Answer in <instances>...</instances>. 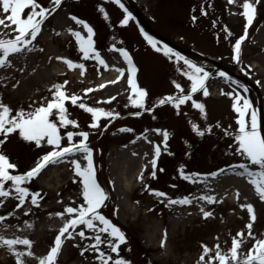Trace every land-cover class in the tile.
I'll return each instance as SVG.
<instances>
[{
    "label": "rangeland",
    "instance_id": "rangeland-1",
    "mask_svg": "<svg viewBox=\"0 0 264 264\" xmlns=\"http://www.w3.org/2000/svg\"><path fill=\"white\" fill-rule=\"evenodd\" d=\"M130 1L135 4L154 31L161 33L182 48L200 51L202 54L217 58L221 64L249 81H243L203 56L184 52L157 38L214 73L206 81L208 94L205 95L203 90H199L189 101L182 103L179 110L171 103L156 105L153 112H146L135 105L125 107L128 102L127 90L131 86L126 83L128 66L127 61L119 52L120 47L127 48L131 53L137 66L136 79L149 91L145 107H151L155 101L166 94H179L172 83L173 80L179 81L185 91H190V80L178 70V62L169 60L164 53L160 52L159 45L153 48L147 42L140 31V24L137 21L139 18L128 0H122L133 13L127 25L122 26L118 23L124 13L119 5L115 4V0H63L62 6L49 16L42 26L49 32L59 26L66 27L67 30L75 28L86 35L87 30L76 24L72 15L87 19L96 30L95 46L109 65L108 67L100 65L97 69L93 66L89 68L90 64L85 63L86 69L82 71L85 76H88L89 84L85 87L68 84L65 88L69 94L72 92L82 94L83 102L113 108L120 111L121 116L112 120L107 128L102 125L108 123L109 118H102L99 128H91L90 113L81 109L79 104L73 105L71 101L65 103L71 113L70 118L79 121V128L68 126V130L90 131L89 141L94 149L97 179L108 192L103 211L114 223L125 230L128 236V240L120 246V255L131 260L133 264H197L202 251V242L210 247H214L217 242L222 247H228L231 244V235L245 228L249 217L246 209L239 207V203H254L257 211L254 231L258 235L264 234V201L259 200L254 186L247 177L238 174L241 169L233 171L230 167H226V165L236 163L240 157L234 151L236 146L234 139L225 135V129L228 132L238 130L236 120L238 113L231 106L233 97L226 94L228 91L246 95L257 113L260 101L264 115V0L258 5L257 16L253 24L249 26L248 36L242 42L239 62L233 59V45L235 38L243 34L246 23L242 16V0ZM101 4L109 12L110 20L105 19L100 11ZM201 8H206L207 14H203L200 11ZM193 15L197 17L195 22L191 18ZM0 20L4 21L0 24V36L14 35L11 29L15 28V25L7 19V14L2 9H0ZM5 25L8 27L6 28ZM229 29L231 36L228 35ZM55 39L66 41L71 47V50L67 49L70 56L81 61L83 55L71 32L67 40L54 36ZM35 42L37 52L31 53L30 49L28 52L22 51L21 56L16 53L13 57L15 60L0 65V100L14 109L30 108L32 105L44 103L45 99L51 98V84L45 81H39L37 84L26 86L25 90L22 89V83H25L24 78L33 72L41 57L43 41L38 38ZM113 43L117 45L115 49L111 47ZM86 59L95 61L91 56ZM179 63L183 64L182 61ZM119 69H124V73L121 74ZM95 70V77L92 78L91 71ZM111 71L114 73L111 74ZM221 71L227 72L233 78L232 81L217 74ZM118 75L120 76L116 84L118 86L106 84L102 88L94 87L104 84L105 81L116 80L114 77ZM237 80L240 81V85L235 83ZM242 85L247 86V92L243 91ZM89 87L93 88V91L82 93L84 88ZM15 92L20 93L18 98ZM108 96H114L115 100L101 99ZM193 100L203 103L205 109L202 111L196 108ZM134 111H140L141 115L133 116ZM192 123H197L204 128L210 124L212 131L200 135L192 128ZM156 128L167 129L169 139L167 141L168 150L161 151L157 167L153 169L151 161L155 144L159 143L163 148V135L155 132ZM125 129H130V131ZM64 130L61 129L62 133ZM2 138L0 136V139ZM74 139H80V137L76 136ZM64 140H67L66 137ZM130 141L133 142L134 148L138 149L141 156L148 153L149 167L142 174L143 179L140 178L141 181L145 179L141 185H134L128 194L120 191L117 193L113 185L112 170L114 165L124 161V154L119 153L121 149L124 152L127 151L123 147ZM43 145L37 146L34 142L26 144V141L18 134H9V139L0 145V150L8 154L14 162L18 161L19 168L12 171L19 172L29 169L32 158L39 154ZM13 154L15 158L11 157ZM181 164L185 166L186 172L192 174L210 173L218 168H222L223 171L215 177L206 176L201 179L198 175H193L191 179H185L179 176ZM153 170L157 173L155 177L149 174ZM70 174L71 176L68 175L55 182L54 193L58 199L68 197L70 201L76 202L82 199L80 196L81 183L79 179L72 177V173ZM77 175L74 172V176ZM125 182L126 186L131 183L129 179H125ZM43 183L46 182L38 176L27 182L33 191H40L41 187L50 188L51 183ZM151 188L166 192L168 196H158L150 191ZM215 189L225 192L221 197H216L215 194L218 195L219 192H215ZM237 189L239 198L236 195ZM185 195L189 196L191 203H169V197L176 198ZM205 195H213L216 200L205 201L203 199ZM123 204H125L124 210ZM126 207L130 208L129 212H125ZM201 209L209 210L213 215L204 217ZM28 217L25 215L21 220H28ZM40 220L39 217L33 218L29 226L39 229ZM165 230L166 239L162 245L161 240L165 238ZM55 235L43 236L36 232L29 237L34 241L33 251L36 255L26 256L28 264H38V257L46 254L50 249ZM18 247L24 246L18 245ZM81 247L87 248V245L78 235L75 239L66 237L58 254L57 264H97L93 260L95 255L93 251L89 249L82 254ZM248 247H250V242L242 246V251H246ZM0 264H16L14 255L8 250H0ZM109 264H114V262H109Z\"/></svg>",
    "mask_w": 264,
    "mask_h": 264
},
{
    "label": "snow or ice",
    "instance_id": "snow-or-ice-1",
    "mask_svg": "<svg viewBox=\"0 0 264 264\" xmlns=\"http://www.w3.org/2000/svg\"><path fill=\"white\" fill-rule=\"evenodd\" d=\"M262 0H242V16L245 18L243 34L235 38L233 45V59L239 62L241 60L242 42L248 36L249 26L253 24L258 12V5ZM63 0H0V9L7 14V19L11 21L15 28L11 29L14 35L0 36V65L6 62L11 63L9 59L10 54H16L22 51L29 50L34 42L38 39V35L42 31V26L46 19L55 13L58 8L62 6ZM115 4L123 10V16L118 20L120 25H127L132 18L133 13L125 6L122 0H115ZM100 11L105 19L110 20L109 12L100 5ZM203 14H207L206 8H201ZM69 15H72L69 13ZM76 24L81 25L87 30L85 35L83 32L75 28H69L78 43L80 52L84 58L94 57L98 65L108 67L104 57L101 55L100 50L95 46L96 40L94 36L96 30L94 26L87 20L78 15H72ZM192 20H197L196 15H193ZM4 21L0 20V24ZM7 28L8 25H5ZM227 27V26H225ZM147 42L169 59L177 61L178 70L183 73L185 77L190 80V91H185L184 86L177 80H173L175 89L179 94H166L161 97L151 107H145L149 91L147 88L141 86L136 79L135 73L137 66L134 63L133 57L129 50L125 47H120L119 52L123 55V59L127 61V83L131 86L128 89V102L125 105H135L146 112H153L156 105H164L171 103L177 110L180 109L182 103L189 101L193 94L199 90H203L204 94H208L206 81L214 73L207 70L205 66L184 56L169 44L159 41L155 36L149 34L143 28L140 29ZM228 35L231 36V30H228ZM113 49L117 47L116 43L111 45ZM62 61H66L68 68H75L77 64L81 70L86 69L85 63L76 61L68 57H57ZM182 61L181 65L179 62ZM116 67V65H112ZM249 67H251L249 65ZM121 74L124 69H119ZM83 74V71H82ZM218 75L225 77L227 80L232 81V77L227 72H219ZM120 76L116 77L119 80ZM105 81L104 83H108ZM69 83L68 80L55 83L51 85V98L45 99L44 103L32 105L30 108L20 107L14 109L8 103L0 100V145H3L9 139V134H18L20 138L27 142H34L35 145L47 144L52 146L51 150L44 151L34 167L29 168L27 171L14 172L19 168L17 162L10 159L9 155L3 150H0V205L5 203L2 198L14 197L16 201L15 208L20 209L25 205V211L30 212L31 208L26 206V199H30L31 205H39L43 199L39 192L33 191L27 182L33 177L37 176L40 171L48 164L58 162L60 160H69L77 153L83 155L85 164L81 163V159L71 158L70 167L78 174L74 179H79L81 183L80 196L82 200L76 206L68 204L65 210L57 213L60 216H66L62 226L59 228L57 234L54 236L50 249L46 254L38 257V264H57L58 254L61 251L62 245L66 237L75 239L78 235L81 240H84L87 248L81 247L80 251L83 254L85 251L91 249L95 254L93 260L97 264H133V262L123 255H120L121 245L128 240V236L120 226L113 222V220L104 213L103 206L105 205L108 197V192L101 185L97 179V172L94 164L93 152L94 149L90 144L89 136L90 131L80 129L78 132L68 130V126H76L79 128L78 119L70 118L66 101H71L73 105L79 104L81 109L91 114L90 126L91 128H99L101 126L102 118H109L108 123L103 124L107 128L112 120L121 116L122 113L113 108L104 106H94L87 102H83L82 94L78 95L76 92L68 93L65 85ZM240 85V81H235ZM259 83V81H257ZM104 84L95 85L94 87L102 88ZM243 91L247 92V86L242 85ZM93 88H84L82 93H89ZM223 91V90H222ZM228 96L233 97L232 108L238 115L236 120L238 122V130L228 132L225 129V135L234 139V151L239 154L240 159L233 165H226L233 171L241 169L239 175L247 177L250 183L254 186L255 192L260 201H264V132L261 130V122L258 118L256 108L253 107L252 102L246 95L240 92L233 93L228 91ZM44 99V98H42ZM86 99V98H84ZM107 101L115 100L114 96H108ZM242 101V102H241ZM194 106L202 111L205 105L198 100L192 101ZM133 116H140V111L132 112ZM192 128L204 135L206 132L212 131V125L207 128L201 127L197 123H192ZM61 129H65L62 133ZM129 130L130 129H125ZM155 132L162 133L163 135V148L162 145L155 144L154 155L152 157L153 169L157 167L158 158L161 151H167V141L169 139V132L167 129L156 128ZM143 135V133L141 134ZM79 136L80 139H74ZM64 137L67 143H64ZM185 166L180 165L179 176L185 179H191L193 175H198L201 179L206 176L215 177L222 168H218L210 173H189L184 170ZM151 176H156V171L153 170L149 173ZM141 179L143 175L141 174ZM148 187V185H145ZM151 192L158 196L166 197L168 193L163 192L157 188H151ZM237 198H239V190H236ZM73 199H75L73 197ZM205 201H215L216 197L213 195L203 196ZM191 203L189 196L172 198L169 197V203ZM241 209H246L248 220L245 228H241L234 235H231V244L228 247H222L217 242L214 247H210L207 243L202 242V251L198 258L197 264H264V234H257L254 231V222L257 220V211L254 203H239ZM204 217L213 215L209 210L201 209ZM13 213L8 211L0 214V222H4L6 217H12ZM30 221H25L24 224H30ZM4 228L11 227V225L4 223ZM23 225L17 224L16 227ZM91 237V239H88ZM166 239L161 240L163 245ZM250 242V247L246 251H242V246ZM34 241L28 236L23 235H6L0 234V245H3L7 250L14 255L16 264H28L26 256H35L33 251ZM23 245L24 247H18ZM106 245V247H105ZM112 254H116L113 256Z\"/></svg>",
    "mask_w": 264,
    "mask_h": 264
},
{
    "label": "bare ground",
    "instance_id": "bare-ground-1",
    "mask_svg": "<svg viewBox=\"0 0 264 264\" xmlns=\"http://www.w3.org/2000/svg\"><path fill=\"white\" fill-rule=\"evenodd\" d=\"M52 31H47L46 28H42L41 33L38 35V38L43 41V49L41 50V57L38 61V65L34 67L33 72L24 78V84L22 83V89H26V86L37 84L39 81H45L47 84H55L58 82H62L64 80H68V84H72L74 86H86L89 84L88 76H85L82 74V70L79 68V65L75 68H68L66 61H62L60 59H57V57H68L70 59L76 60L74 57L72 58L67 51V49L71 50V47L69 44H67L66 41L61 40H54V36L60 39L67 40L69 38V31L66 27L59 26L56 29H51ZM36 42L33 44V46L30 48L31 53L37 52L35 51L36 48ZM26 50V52L30 51ZM39 52V51H38ZM23 53V52H22ZM21 52L18 53L19 56L22 54ZM16 54H11L10 60H15L13 58ZM34 55V54H33ZM199 56V55H198ZM84 63L90 64L88 67L93 66L94 68H99L100 65H98L97 62L86 59L84 57H81L80 59ZM90 73V71H89ZM114 72L111 71V74ZM96 70L91 71V77H95ZM116 78V77H114ZM93 82V79H92ZM118 82L117 80L109 81L108 85L112 84L115 86ZM127 83V79H126ZM65 85L66 86H68ZM104 83V85H106ZM128 84V83H127ZM19 92H15L16 98L19 96ZM37 103L36 105H38ZM64 143H67V140L63 141ZM26 144H30V142L26 141ZM52 146H46L43 145L42 150H40L38 155H35L34 158H32L31 164L29 165V168L34 167L35 163L38 161V159L41 157L44 151L51 150ZM126 149L127 151L124 152L120 151L119 154H124V161L122 163H118L113 166L112 170V180L113 185L115 187V190L117 193L120 191L124 194H128L134 185H141L144 181L140 179L141 174L145 173L148 169V162L150 160V157L148 153H144L143 156L139 154L138 149L136 150L134 148L133 142L130 141L127 144L124 145L123 149ZM26 150L24 151V153ZM119 152V150H118ZM127 153V155H126ZM126 155V156H125ZM11 157L15 158L14 154L11 155ZM71 158H78L81 159V163L85 164L86 160H84L83 155L80 153H77L74 157ZM70 159L69 160H60L58 162H53L48 165H46L40 173L37 175L39 178H41L42 181L46 183H51L50 188L41 187L39 192L40 196L43 197L41 200V203L39 205H31L30 199H26V206L28 208H31L30 212L25 211V205H22L20 209L15 208V203L18 202L15 200L14 197H7L5 200L6 205L0 206V214H4L5 212H12V217H6V220L4 222H0V234H6L9 236L12 235H26L30 237L31 235H34L36 232L43 235V236H53L57 234L59 228L64 223L66 216H60L57 213L64 211L65 206L68 204H72L73 206H76L77 203L81 200H77L76 202H72L68 199V197H63L62 199H58L55 196L53 185L55 182L59 181L60 179L67 177L68 175L71 176L70 173H72V177H74V170L72 167H70ZM18 163V161H17ZM127 177V178H126ZM125 179H129L130 185L126 186ZM43 183V184H46ZM59 189V188H57ZM144 191V190H142ZM215 192H219V194H215L216 197H221L222 194L225 191L220 192L219 190L215 189ZM3 199V198H2ZM14 206L12 209L11 207ZM125 204H123V210H124ZM128 207L125 208V212H129ZM29 216L27 221L32 220L33 218L41 216V220L39 221V229H33L28 225H25L24 222L26 220H21L23 216ZM31 215V216H30ZM4 223H7L11 225V227L4 228L2 225ZM17 224L23 225L21 227H16ZM1 251H6L7 248L3 245H0Z\"/></svg>",
    "mask_w": 264,
    "mask_h": 264
},
{
    "label": "water",
    "instance_id": "water-1",
    "mask_svg": "<svg viewBox=\"0 0 264 264\" xmlns=\"http://www.w3.org/2000/svg\"><path fill=\"white\" fill-rule=\"evenodd\" d=\"M134 7V11L136 12V14L138 15V17L140 18L142 24L149 30L151 31L152 33H154L155 35H157L158 37H160L161 39L165 40L167 43H169L170 45L176 47L177 49H180V50H183V51H187L189 53H192L194 55H200V56H203L205 59L207 60H210L214 63H216L217 65L221 66V67H224L226 70H228L229 72H231L232 74H235L237 75L239 78H241L242 80L246 81V82H249L245 77L241 76V75H238L236 74L233 70H231L230 68H228L227 66H224L223 64H221L217 58H214L210 55H204V54H201L200 52L198 51H195V50H192V49H185V48H182L181 46H178L176 45L174 42H172L169 38L165 37L164 35H162L161 33H158L156 31H154L150 25L146 22V20L143 18V16L140 14V12L136 9L135 6ZM254 85V84H252ZM255 87V85H254ZM258 118L261 122V130L262 132H264V115H263V107H262V104L261 102L259 101V106H258Z\"/></svg>",
    "mask_w": 264,
    "mask_h": 264
}]
</instances>
